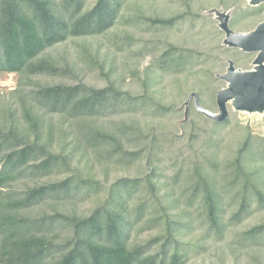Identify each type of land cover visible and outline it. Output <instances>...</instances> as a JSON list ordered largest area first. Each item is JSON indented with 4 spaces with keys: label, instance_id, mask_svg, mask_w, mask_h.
I'll list each match as a JSON object with an SVG mask.
<instances>
[{
    "label": "trees",
    "instance_id": "16d2710c",
    "mask_svg": "<svg viewBox=\"0 0 264 264\" xmlns=\"http://www.w3.org/2000/svg\"><path fill=\"white\" fill-rule=\"evenodd\" d=\"M190 1L164 16L144 0H0V72L17 78L0 93V264H264V218L243 224L264 211V136L237 122L225 142L229 119L205 118L184 155L182 132L149 122L176 111L161 78L205 60L135 31L200 17ZM262 11L237 6L230 23Z\"/></svg>",
    "mask_w": 264,
    "mask_h": 264
},
{
    "label": "rangeland",
    "instance_id": "374dc122",
    "mask_svg": "<svg viewBox=\"0 0 264 264\" xmlns=\"http://www.w3.org/2000/svg\"><path fill=\"white\" fill-rule=\"evenodd\" d=\"M260 5L263 6V11L260 15H244L237 19L241 21L233 22V26L229 23L230 28L235 31L252 29L262 18H264V3H261ZM143 6L149 14L156 11L164 16L186 9L183 0H144ZM237 6L240 8V11L246 9L251 10L252 8L257 7L250 6L248 0H238L236 6H223L218 0H192L190 1L189 9L193 13H199L200 17L196 18L192 15L187 16V18L181 23L176 24L169 29H156L151 27L145 30L135 31V38H152L155 40L167 39L174 44L194 48L202 52L200 60H205V62L193 69L194 73L188 75V80L184 78V74H181L180 76L177 75V82H174V76L171 74L164 75L163 78H161V82L158 85L159 91L156 95L163 96L164 101L175 105L176 111L170 112L163 118L149 119V122H151L150 124L155 128H163L166 131L170 130L183 133L182 138L178 143L180 144L179 146H182L184 155L190 153L186 141H188L191 130L194 127L202 128L204 130L211 126V122L205 120L206 117L194 109L192 102L189 103L187 119L182 121L184 111L183 103L186 100L187 95L191 91L197 92L201 104L212 111H216V91L226 85V82L217 77L216 74L225 71L227 67V59L232 60L235 67L241 69H250L252 67V60L255 56V52H244L238 48L222 45L224 33L218 28L214 14L208 13L212 8L230 11L231 21V18L234 15V10ZM151 44L155 45V42L148 43L147 45L151 46ZM107 45L108 44L105 42L102 43V46ZM141 45H143V41L137 40L135 47ZM116 54L118 56L115 59V63L117 66L123 67V58L119 56L118 52H116ZM151 59L152 57L149 55L139 59V68L142 69L151 61ZM16 80L17 78L14 73L0 72V93L13 89L16 85ZM126 83L132 90H138V86L132 78L127 77ZM192 85L195 86L196 89H187ZM197 90H199L200 93ZM182 92L184 93L182 94ZM227 107L229 122L221 131L222 134L226 135L225 142H231L237 138L238 133H235L236 131H234L237 128V122L244 126L247 125L253 134L264 136V112L247 113L235 111L229 104H227ZM137 116H139L141 120L144 119L141 112H138ZM190 119L191 121L189 122ZM186 122L189 123L186 124ZM194 145L195 147L198 146L197 143ZM222 152H225V149H223ZM220 161L222 162V160ZM127 173L129 175L133 174L132 170L125 173L118 170L114 174L123 175ZM260 218H264V211L255 212L248 217L243 224L249 225L255 223L259 221ZM192 262L193 264H258L257 262L249 260L243 256H240V259L237 262L233 261L230 255L220 259L217 255H214V253L210 254L203 261L195 259Z\"/></svg>",
    "mask_w": 264,
    "mask_h": 264
},
{
    "label": "water",
    "instance_id": "95a60500",
    "mask_svg": "<svg viewBox=\"0 0 264 264\" xmlns=\"http://www.w3.org/2000/svg\"><path fill=\"white\" fill-rule=\"evenodd\" d=\"M264 0H248L250 6H258ZM218 28L224 33L222 45L238 48L244 52H255L250 69L235 67L232 60L227 59V67L223 73L216 76L223 79L226 85L219 88L215 94L217 110L204 107L199 95L191 91L183 103V119L188 115L189 103L206 118L215 122H224L228 118L229 104L233 110L247 113L264 112V19L256 26L246 31H235L229 26L230 11L212 8Z\"/></svg>",
    "mask_w": 264,
    "mask_h": 264
},
{
    "label": "flooded vegetation",
    "instance_id": "af4514ba",
    "mask_svg": "<svg viewBox=\"0 0 264 264\" xmlns=\"http://www.w3.org/2000/svg\"><path fill=\"white\" fill-rule=\"evenodd\" d=\"M263 19H264V18H262L261 21H262ZM259 22H260V21H259ZM259 22H258V23H259ZM229 23H230V19H229ZM258 23H257V24H258ZM255 26H256V25H255ZM255 26H254V27H255ZM254 27H253V28H254ZM255 55H256V53H255ZM254 57H255V56H254Z\"/></svg>",
    "mask_w": 264,
    "mask_h": 264
}]
</instances>
